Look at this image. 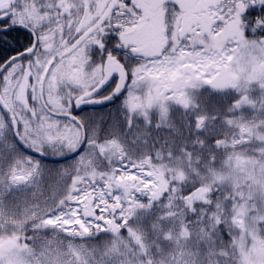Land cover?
<instances>
[{"label":"snow or ice","instance_id":"1","mask_svg":"<svg viewBox=\"0 0 264 264\" xmlns=\"http://www.w3.org/2000/svg\"><path fill=\"white\" fill-rule=\"evenodd\" d=\"M20 30L0 264H264V0H0V43Z\"/></svg>","mask_w":264,"mask_h":264},{"label":"trees","instance_id":"2","mask_svg":"<svg viewBox=\"0 0 264 264\" xmlns=\"http://www.w3.org/2000/svg\"><path fill=\"white\" fill-rule=\"evenodd\" d=\"M16 38V41L18 42H14L13 44H9V51L11 50L12 47H20L21 45L25 44L28 40V36H23V37H19V36H15ZM0 55H3V45L2 43H0ZM217 99L216 97H213V99H211V103H216L217 102ZM203 100H209V99H203ZM175 119V116L173 117ZM99 119H105L104 121L106 123H109V122H112L114 119H118V115H115V114H107V115H104L103 117H99ZM139 123V128L137 129H133L134 132H138V131H141L143 130V122L140 121L138 122ZM150 132L152 134V136H159L161 138H164V133H163V130L160 129L159 131L155 130L154 128L153 129H150ZM170 135L169 131L167 129H165V137H168ZM49 168H55V167H59L58 164H47ZM58 179V176L55 174V172H53L51 175H47L46 176V179H45V183H44V186H43V191L45 192H48V185L49 184H55V182L57 181Z\"/></svg>","mask_w":264,"mask_h":264},{"label":"flooded vegetation","instance_id":"3","mask_svg":"<svg viewBox=\"0 0 264 264\" xmlns=\"http://www.w3.org/2000/svg\"><path fill=\"white\" fill-rule=\"evenodd\" d=\"M252 15H256L258 14L257 11L255 9L252 10ZM13 37L15 36H19V37H23V36H28L26 32H24L23 30H20L18 33L17 32H13ZM3 45V55H7L9 52V44H2ZM202 99H213V97L209 98L207 94H205V96ZM117 105L115 104H108V105H102V106H88L87 107V112L94 114V116H98V117H103L104 115L107 114H115L118 115V113L115 112ZM105 120V119H103ZM163 133H164V137H165V129H163ZM51 159V158H49Z\"/></svg>","mask_w":264,"mask_h":264},{"label":"rangeland","instance_id":"4","mask_svg":"<svg viewBox=\"0 0 264 264\" xmlns=\"http://www.w3.org/2000/svg\"><path fill=\"white\" fill-rule=\"evenodd\" d=\"M95 118H96V119H99V117H98V116H95ZM43 193H44V195H45V196H47V195H49V194H50L49 192H45V191H43Z\"/></svg>","mask_w":264,"mask_h":264},{"label":"water","instance_id":"5","mask_svg":"<svg viewBox=\"0 0 264 264\" xmlns=\"http://www.w3.org/2000/svg\"><path fill=\"white\" fill-rule=\"evenodd\" d=\"M92 106H96L97 107V106H101V105H92Z\"/></svg>","mask_w":264,"mask_h":264}]
</instances>
